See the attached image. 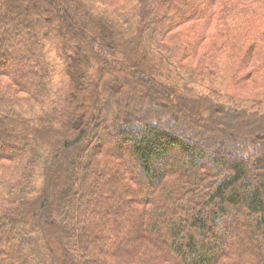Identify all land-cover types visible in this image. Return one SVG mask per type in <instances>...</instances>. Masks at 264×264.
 Listing matches in <instances>:
<instances>
[{
	"label": "trees",
	"instance_id": "trees-1",
	"mask_svg": "<svg viewBox=\"0 0 264 264\" xmlns=\"http://www.w3.org/2000/svg\"><path fill=\"white\" fill-rule=\"evenodd\" d=\"M256 4L0 0V264H264Z\"/></svg>",
	"mask_w": 264,
	"mask_h": 264
},
{
	"label": "rangeland",
	"instance_id": "rangeland-1",
	"mask_svg": "<svg viewBox=\"0 0 264 264\" xmlns=\"http://www.w3.org/2000/svg\"><path fill=\"white\" fill-rule=\"evenodd\" d=\"M249 1V0H247ZM255 10L257 11L256 16L258 18H260L261 15H263L264 17V11H261L260 7L258 4H256L255 6ZM258 24L255 26L256 29H258ZM262 27L264 28V22ZM199 29V28H197ZM211 28H203L202 32L205 34V37L207 35V37H209V32H210ZM189 31V30H188ZM264 31V30H263ZM201 32V34H203ZM262 39L264 40V32L262 33ZM55 80H56V92H57V96L61 97V100H64L65 98L68 99V95H69V91L72 89L73 86V82L71 80V78L67 75L63 73L62 67H58L57 71L55 72ZM252 89V83L248 82L245 83L242 86V89L240 90V94H248L251 92ZM82 98V92L77 93L76 97L74 98V102L72 104H70L68 101L67 103H62L60 106L61 112L65 113V112H71L72 110H75V108L79 105L78 102L81 100Z\"/></svg>",
	"mask_w": 264,
	"mask_h": 264
}]
</instances>
